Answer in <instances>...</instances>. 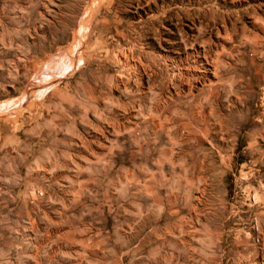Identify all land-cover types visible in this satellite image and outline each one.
Wrapping results in <instances>:
<instances>
[{
  "label": "rangeland",
  "instance_id": "obj_1",
  "mask_svg": "<svg viewBox=\"0 0 264 264\" xmlns=\"http://www.w3.org/2000/svg\"><path fill=\"white\" fill-rule=\"evenodd\" d=\"M0 264H264V0H0Z\"/></svg>",
  "mask_w": 264,
  "mask_h": 264
},
{
  "label": "bare ground",
  "instance_id": "obj_2",
  "mask_svg": "<svg viewBox=\"0 0 264 264\" xmlns=\"http://www.w3.org/2000/svg\"><path fill=\"white\" fill-rule=\"evenodd\" d=\"M184 74V73H183ZM179 76V75H178ZM187 78V77H186Z\"/></svg>",
  "mask_w": 264,
  "mask_h": 264
}]
</instances>
